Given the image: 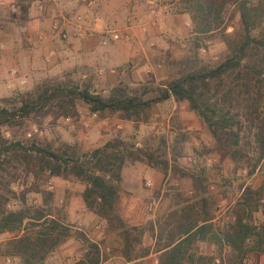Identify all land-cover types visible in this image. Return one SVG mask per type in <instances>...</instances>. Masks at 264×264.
I'll return each mask as SVG.
<instances>
[{
    "label": "rangeland",
    "instance_id": "obj_1",
    "mask_svg": "<svg viewBox=\"0 0 264 264\" xmlns=\"http://www.w3.org/2000/svg\"><path fill=\"white\" fill-rule=\"evenodd\" d=\"M73 1L57 0V5L53 0H0V42L3 44L0 47V106L13 93L31 90L42 81L80 87L88 85L90 90L97 92H107L117 84L125 85L131 92L146 90L174 76L182 64L186 65V60H192L193 53L199 61L209 64L225 54L220 31L198 35L199 39H194L195 35L190 34L191 21L182 11L179 0H101L91 23L97 31L83 39L73 38L67 44L63 43L50 35L53 18L50 10L57 6L59 12L71 17L79 7ZM40 2H46L47 10L43 13L37 8ZM151 7L157 10L155 25L148 23L152 18ZM237 19L233 5H227L224 12L227 32L232 31ZM128 22L132 23L128 38L110 42L107 46L100 45L99 33L104 24L123 28ZM143 24L145 29L141 27ZM40 33L44 34L41 40L37 38ZM196 43L200 47H196ZM65 45L74 50L75 57H60ZM50 49L56 50L58 55L47 61L45 56ZM14 68L28 78L25 85L16 89L7 86ZM0 131L8 140H21L24 145L36 142L62 149L64 143H68L79 152H86L109 139L119 138L131 149L143 148L166 155L170 161L175 156L181 169L204 179L206 194L211 196L213 222L218 226L233 219L232 207L241 192V182L244 186L251 184L253 188L264 182V158L253 175L245 177V173L240 175L238 170L236 178L226 181L231 167L214 150L215 140L210 130L186 102L175 101L173 97L154 103L146 118L139 120L124 119L119 113H89L80 102L76 116L45 114L37 119H26L20 125L3 126ZM25 163L13 160L4 169L0 168V188L5 190L9 181L10 201L6 208L22 206L21 195L24 193L26 205L45 206L51 214L48 217L59 218L72 234L51 251L44 264H70L81 257L85 244L83 239L73 236L74 232H82L85 237L99 242L105 250L103 257L110 259L112 264H126L115 234L107 233L98 217H92L85 209L81 196L85 184L73 177L64 179L50 175L46 168L41 175L35 176L25 171ZM121 175L124 190L121 204L130 224H147L190 202L192 183L189 178L171 171L164 174L146 159L127 160ZM50 181L51 190L48 189ZM79 211L84 213L80 217ZM246 214L254 225L261 224L264 221V196L256 208L252 205ZM17 234L21 231L0 233V264L17 261L3 255L5 242ZM143 242L153 247L154 240L148 233ZM201 249L208 254L214 251L208 243H202ZM127 262L156 264L157 253L152 249L147 256ZM243 262L264 264V255L252 251L247 262L246 259Z\"/></svg>",
    "mask_w": 264,
    "mask_h": 264
},
{
    "label": "trees",
    "instance_id": "obj_2",
    "mask_svg": "<svg viewBox=\"0 0 264 264\" xmlns=\"http://www.w3.org/2000/svg\"><path fill=\"white\" fill-rule=\"evenodd\" d=\"M178 3L189 16L194 39L220 31L225 54L217 62L202 63L193 53L192 60H186V65L182 64L174 76L158 86L135 92L123 84L97 92L88 85L42 81L31 90L15 92L4 99L0 106V128L20 125L26 119L45 114L73 117L80 102L89 113H119L124 119L139 120L146 118L154 103L173 97L175 101L186 102L210 130L214 150L231 167L226 181L236 178L238 170L245 177L253 175L264 158V0ZM229 4L238 16L231 32H227L228 24L224 22ZM142 159L164 174L171 171L189 178L192 195L190 202L155 221L130 224L121 204L124 193L121 170L127 160ZM13 160L26 162L25 171L35 176L46 168L50 175L73 177L85 184L81 192L85 208L98 217L107 233L115 234L126 261L145 257L152 249L157 253L156 264H244L252 251L264 255V221L254 225L246 217L251 206L256 208L263 199L264 182L257 188L241 182V192L232 207L233 219L218 226L213 222L211 196L206 194L204 179L181 169L175 156L170 161L166 155L143 148L131 149L119 138L109 139L86 152H79L68 143L62 149L36 142L24 145L21 140H8L0 131V168ZM8 184L9 181L5 190L0 188V233L21 231V234L5 242L3 255L16 258L13 264H44L51 251L72 236L69 227L57 217H48L51 214L45 206L26 205L24 193L22 206L7 209ZM146 233L154 240L153 247L144 244ZM73 236L83 239L85 248L81 257L70 264H98L100 243L82 232H74ZM202 243L213 246L214 251L203 252Z\"/></svg>",
    "mask_w": 264,
    "mask_h": 264
},
{
    "label": "built area",
    "instance_id": "obj_3",
    "mask_svg": "<svg viewBox=\"0 0 264 264\" xmlns=\"http://www.w3.org/2000/svg\"><path fill=\"white\" fill-rule=\"evenodd\" d=\"M75 6H79L71 15V17H67L64 14L59 12L57 6L50 10V13L53 15V18L50 23L49 32L50 35L54 38L59 39L61 42L66 43L70 42V39H83L89 34L96 32V28L91 24L93 22L94 13L98 9L101 0H74ZM41 13L47 10L46 2H40L37 6ZM150 14L152 15L151 20L148 22L150 25H155L157 16V10L155 7H151ZM132 23L128 22L125 24L123 28H119L115 25L104 24L100 30V45L107 46L110 42H115L121 38H128L130 35ZM142 29L144 28V24L141 25ZM38 39H43L44 34L40 33L37 36ZM0 47H3V44L0 42ZM61 56L65 58L75 57V53L71 51L68 46H64L61 50ZM59 53V54H60ZM58 52L54 49H50L45 56L47 61H50L53 57H57ZM26 75H20L18 71L14 68L10 72V78L8 79L7 86L9 88H18L27 83ZM148 184H150L148 182ZM48 189H53L52 182L48 183ZM35 203V200H34ZM100 225H96L98 228ZM101 249V260L98 264H112L110 259L104 258V249Z\"/></svg>",
    "mask_w": 264,
    "mask_h": 264
},
{
    "label": "crops",
    "instance_id": "obj_4",
    "mask_svg": "<svg viewBox=\"0 0 264 264\" xmlns=\"http://www.w3.org/2000/svg\"><path fill=\"white\" fill-rule=\"evenodd\" d=\"M53 1H54L55 3L57 2V0H53ZM72 1H73V0H72ZM73 2H74V1H73ZM56 4H57V3H56ZM57 5H58V4H57ZM74 7H75V6H74ZM98 30H99V29H98ZM70 50H71V49H70ZM71 51H73V53H75L74 50H71ZM27 80H28V78H27ZM85 209H86V208H85ZM87 212H88L90 215H92V217H97V216H96L94 213H92L91 211H88V210H87ZM82 214H84V213H83L82 211H79V213H78V217H80V215H82ZM125 263L127 264V263H129V262L126 261Z\"/></svg>",
    "mask_w": 264,
    "mask_h": 264
}]
</instances>
